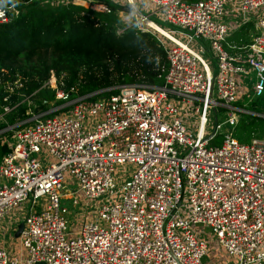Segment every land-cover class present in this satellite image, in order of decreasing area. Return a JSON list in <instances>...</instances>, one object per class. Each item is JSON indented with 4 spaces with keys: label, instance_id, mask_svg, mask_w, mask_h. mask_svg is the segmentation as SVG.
Here are the masks:
<instances>
[{
    "label": "built area",
    "instance_id": "built-area-1",
    "mask_svg": "<svg viewBox=\"0 0 264 264\" xmlns=\"http://www.w3.org/2000/svg\"><path fill=\"white\" fill-rule=\"evenodd\" d=\"M142 1L153 8L140 9L135 0L60 1L119 15L128 7L136 19L131 23L155 34L165 48L164 83L120 84L90 98L76 85L66 90L48 79L68 114L33 113L20 121L24 126H8L3 140L0 225L16 206L29 200V208L19 252L0 246V264H206L208 240L196 236L191 223L209 228L236 264L264 262V133L241 142L233 132L241 112L256 114L238 103L245 82L240 74L254 72L249 100L264 89V0ZM237 4L238 23L232 18ZM11 10L10 0L0 1V22L11 19ZM152 15L167 23L170 36L149 25L148 19L158 23ZM247 23L253 24L249 40L229 41ZM17 81L13 85H21ZM171 96L196 103L198 131L187 128ZM210 109L218 122L206 139ZM93 115L98 119L90 129L81 119ZM218 135L220 142L210 143ZM122 162H134L136 169L117 188L114 166ZM66 172L77 187L66 182ZM186 188L190 219L179 212ZM78 192L115 199L99 209L104 225L95 217L79 231L68 229Z\"/></svg>",
    "mask_w": 264,
    "mask_h": 264
},
{
    "label": "trees",
    "instance_id": "trees-1",
    "mask_svg": "<svg viewBox=\"0 0 264 264\" xmlns=\"http://www.w3.org/2000/svg\"><path fill=\"white\" fill-rule=\"evenodd\" d=\"M14 1L19 12L0 22V158L8 149L2 140L10 134L8 126L46 110L50 101L61 103L47 82L52 74L59 87L76 85L79 95L90 98L120 84L164 83L165 48L155 34L124 21L117 11L73 2ZM15 80L21 85H13ZM247 108L256 114L240 113L234 135L241 142L264 133V89Z\"/></svg>",
    "mask_w": 264,
    "mask_h": 264
},
{
    "label": "rangeland",
    "instance_id": "rangeland-1",
    "mask_svg": "<svg viewBox=\"0 0 264 264\" xmlns=\"http://www.w3.org/2000/svg\"><path fill=\"white\" fill-rule=\"evenodd\" d=\"M13 4L14 10L10 11V17L12 18L15 16L18 12V3L16 1L10 0ZM42 2H50L53 4L60 3L61 0H41ZM137 2V5L140 9L148 10L149 8H153L152 4H147L145 1L142 0H135ZM126 7V6H125ZM236 13L232 16L233 20L238 22H241L243 19L242 14H241V9L239 8V5L237 4L236 6ZM160 17H162V11L157 12ZM121 18L126 21V22H133L136 21V19L132 16L131 13L122 12ZM152 19L156 20L158 23H160L164 28H168L167 23L160 22L155 16H151ZM162 21V19H161ZM139 24V22H138ZM164 34V32H162ZM167 36L168 33L166 34ZM183 39L184 37L180 35ZM200 69V67H199ZM250 74H240L239 76V81H245L244 86H240L239 93L237 95V100L238 103L244 106H247L249 104V96L248 94H252L251 90V83L254 81L253 77V71L250 70ZM56 81L55 76L51 75L49 78V82L54 83ZM241 84V83H240ZM76 94H73L72 97H75ZM254 96L253 98H255ZM252 98V99H253ZM169 101H171L173 104H175L178 109H179V114L182 115L184 122L187 124V128L193 132L198 131L199 126H200V120H199V112L194 110V106L196 103L192 105H188L186 103H182L179 101V99L175 97H169ZM66 106L62 105V103L55 102V101H50L49 106L46 110H52V111H59L61 113L64 112V114H68L67 111L63 110ZM46 110H42L39 112H34V114H38L41 112H44ZM32 110L31 108L27 109V113H30ZM32 114V115H34ZM219 119L221 120L222 117V112H218ZM98 117L93 115V116H87L86 118L81 119V122L89 123L90 129L93 127L95 122L97 121ZM0 120L4 121V118L0 115ZM213 120H214V114L213 111L210 109L207 117V122L205 124L204 132L209 133L213 129ZM223 128H229L227 125H223ZM235 129H233L234 132ZM10 133V132H9ZM8 134H5L2 136V140H4ZM222 136H216L214 140H211L210 143H219L221 140ZM8 144H13L14 139L7 138ZM136 169V164L134 162H122V163H116L114 166V172H113V177L114 181L116 183V187L119 188L121 185L131 177L133 171ZM67 180L66 182L68 184L71 183V186L77 187L76 184H72V179L71 176L66 172ZM189 194V189L186 188L184 191V196H183V205L179 208L180 214H182L185 218L190 219V213H189V202L187 200ZM75 196L78 197L80 200L79 204H75L70 208L69 214H68V229L71 231H79L81 228V225L83 221H90L94 219L95 217L98 218V222L100 225H104L105 222L99 218V209L102 205V203H111L115 201V199L107 196H101L98 198H88L85 197L81 192H78ZM117 199H121V194L117 196ZM28 204L29 200L26 201L25 204H20L16 206L8 215H6L2 221L0 226V235L3 233L2 228L5 231V237L6 238H14L16 241H19V236H14L13 235V229L17 226V224L20 221L24 220L25 214L28 212ZM190 227L192 231L195 233L196 236H206L208 240V248L206 250V255L204 258V262L206 264H236L237 263V258L233 255H229L223 248H221L218 244V242L215 240L214 236L211 234V231L209 228L201 225V224H196V223H191ZM177 232L179 235H182L181 229H177ZM0 245H4L3 243H0ZM264 246V243H263ZM252 264H263L261 261L255 262Z\"/></svg>",
    "mask_w": 264,
    "mask_h": 264
},
{
    "label": "crops",
    "instance_id": "crops-1",
    "mask_svg": "<svg viewBox=\"0 0 264 264\" xmlns=\"http://www.w3.org/2000/svg\"><path fill=\"white\" fill-rule=\"evenodd\" d=\"M149 25H151L152 27H154L155 29H157L158 32L162 33L164 32V35H166L168 33V35L170 36V33L163 28L162 26H160L158 23L154 22L151 19L147 20ZM252 27L253 24L252 23H247L245 25L240 26L237 29H234V31L229 35L228 39L229 41H236L239 42L241 41V39L248 41L249 37H250V33L252 31ZM211 51L206 50V55H209ZM3 225V224H2ZM0 225V226H2ZM3 233L0 235V243H3L4 245H0L3 247H6L9 251L11 255H15L19 252L20 250V241H16V239L14 238H6L5 237V231L2 228ZM13 235L15 236V230H13ZM16 237V236H15ZM264 264V262H262ZM33 264H44L42 261H36Z\"/></svg>",
    "mask_w": 264,
    "mask_h": 264
},
{
    "label": "water",
    "instance_id": "water-1",
    "mask_svg": "<svg viewBox=\"0 0 264 264\" xmlns=\"http://www.w3.org/2000/svg\"><path fill=\"white\" fill-rule=\"evenodd\" d=\"M125 9L126 10H129L128 7H126ZM214 112H215V110H214ZM217 122H218L217 115L214 114L213 129L211 130V132L208 135L205 136L206 139H209V138H211L213 136V134H214V132L216 130ZM19 125H20V122H17V123L12 124L11 127H16V126H19ZM179 201H178V203H179ZM23 225H24L23 221H20L18 223L17 228L15 230V236H19L20 231H21Z\"/></svg>",
    "mask_w": 264,
    "mask_h": 264
}]
</instances>
